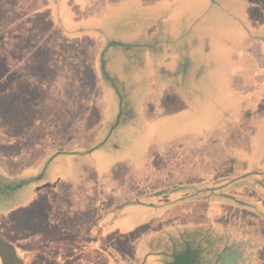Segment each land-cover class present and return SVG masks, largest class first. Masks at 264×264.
Returning a JSON list of instances; mask_svg holds the SVG:
<instances>
[{"label": "rangeland", "instance_id": "374dc122", "mask_svg": "<svg viewBox=\"0 0 264 264\" xmlns=\"http://www.w3.org/2000/svg\"><path fill=\"white\" fill-rule=\"evenodd\" d=\"M261 35L257 0H0V166L15 174L80 152L38 172L50 180L56 164L59 175L30 200L28 184L9 186L24 175L1 176L0 235L32 264H52L42 244L53 235L24 239L57 227L60 214L69 232L99 221V250L74 251L96 264H264V211L253 200L264 187L248 174L264 173V107L252 105L264 91L236 86L262 69L249 54ZM170 72L191 82L186 104L165 87ZM158 183L179 193L118 217L123 186L150 203ZM189 187L196 197L181 195ZM122 230L132 232L127 248L115 244Z\"/></svg>", "mask_w": 264, "mask_h": 264}, {"label": "crops", "instance_id": "0c3cea01", "mask_svg": "<svg viewBox=\"0 0 264 264\" xmlns=\"http://www.w3.org/2000/svg\"><path fill=\"white\" fill-rule=\"evenodd\" d=\"M56 1L58 2V0H56ZM8 2H10V0H7V3ZM257 2L260 4V6H262L264 8V1L257 0ZM38 9H42V8H38ZM38 9H36V10H38ZM28 14H30L29 11H28ZM23 16H26V14L23 15ZM263 42H264V35L256 37L252 41V44H251V47H250V53H249L250 56L253 58V60L255 59L257 61L258 65L262 66L261 71H259L257 73H255V72H253V73H245L244 72V74H243L244 80L241 79V82L238 85H236L237 89L239 88V85L244 84V82L246 80V82L250 84V86L246 87V90L250 89L252 91H255V90L264 91V49L262 48L263 45H264ZM146 65H148L147 62H146ZM185 68H186V66L184 67V69L180 70L177 67V70H179L180 72L184 73L185 72ZM155 73H157V72H154L153 70L149 69V75H148L147 82L148 83L150 82V85L156 84L158 82V80L160 79L159 78L160 76L155 74ZM246 75H249V77L247 79H246ZM162 76L166 78L167 83L169 84V85H165V87H167L168 91H170L171 93L173 92V94H170V95L172 97H174L175 100L178 98V99L182 100L185 103L184 96H186L187 93L190 96V92L193 89V87L191 85H189L191 82H188L185 85H180L178 83V72H176L175 74L174 73L171 74V72H170L169 75L163 73ZM174 79H175L176 83L174 82ZM256 97L258 99L256 101H252V105L256 106V107L259 106V108L260 107H264V106H262V105H264V102H260V101H263L261 93L257 94ZM176 104H178V103H176ZM57 154H66V155H69L70 158L73 157L74 155L78 156V154H73V153H68V152H58V153H53V154H47L45 156H41L40 157V158L44 159V160L42 159L43 162H41V160L39 158H37V159H35V162L33 163V166L28 167V168H30V170L29 169H24V170L18 169V170H16L14 172L15 174H9V172H8V170L6 168L4 169L3 167L0 166V178H1V176L2 177L6 176V177L11 179V178L16 177V175H19V174L24 175L25 177H19L18 180L20 182H18V183H15V181L14 182H10L9 186L15 185V187H21L22 183H24V182L27 183L28 182V185L32 188V193L29 196V200H30L32 195H33V193L34 192L37 193L39 191V189H42L44 187L45 188L49 187V185H51V187H55V183H53L52 180H54L56 182V179H54V177L59 175V173H58L59 171L55 170V168H54L56 164H54L51 167V168H53L51 170V173L53 174V176H52V178L50 180H49V178H44V177H41V176L36 177V175L38 174V172H40L41 170L46 168V166H47V164L49 162L55 161L54 159L56 158ZM86 155H83V156H86ZM183 167H184L183 168L184 170H188L189 169V167H187L185 164H183ZM168 170H170V169H168ZM248 174L255 175V179H254L255 183L264 187V179L261 178L262 174H264L263 172H261L258 169V172L257 171H251V172H248ZM245 175H243L242 177H244ZM259 178H261L262 181ZM225 179L226 178L216 179V183L217 184H225L226 182L228 183V181L225 180ZM82 182H83V180H82ZM183 182L184 181H180L179 183H176V184L178 186H181V184H183ZM13 183H15V184H13ZM173 183H175V182H173ZM167 186H172V184L169 183V184L166 185L164 183H158L156 185V187H154V189H153L154 190L153 195H156L155 192H158V195H156V196L151 195L152 199H154V200H152V202H150V203H148L149 200H146L145 198L138 196L137 195L138 193H135L134 195H132L131 191H129L128 188H125L127 186H123V189L120 191V192H122L121 193L122 195H120L121 199L119 201L124 202L125 205L123 207L120 206L121 207L120 209H116V212H118L117 210H119V211L122 210L123 211V213L121 214L122 216L118 215V217H121L123 220H125L126 217H127L126 214L128 212L133 211L134 209H137V208L141 209V208H143L145 206L159 207L161 205H164V203H162L161 205L158 204L159 202L158 203L156 202V204H154V201L160 200V197L166 196V198H168L169 196H171L174 193H179V191H174V192H172V191L171 192L164 191V187H167ZM183 186H185V184ZM197 188H199V187H197ZM197 188L196 187H189L188 189L185 188L187 190V192L186 193H182L181 195H183V197L184 196H186V197H190V196L196 197V192L198 190ZM200 189H201L200 191H201L202 194L204 192H207L208 190H210V188H208V187H203V188H200ZM51 190L52 189H50L49 194L52 193ZM94 191H95V188H94ZM104 193L107 196H109L106 192H104ZM159 193H166V194L165 195H159ZM56 195L57 194H55V196H54L55 199H56ZM172 196H174V195H172ZM179 196L180 195L177 196V200L179 199ZM114 197L115 196L112 195V198H114ZM239 197H241V196H239ZM250 199L252 200V198H250ZM253 200H254L255 205H258V206L261 205V207H262V209L264 211V190H262V188L260 189V194H258L257 198H253ZM142 201H144V203H142ZM189 201L190 202H194V200H191V199ZM212 202L221 203L220 201L215 200V199ZM110 203L112 204L111 207H113V205L116 204V200L115 201H110ZM247 204H249V203H247ZM247 204H245V205H247ZM94 205H95V200L93 199V201L89 203V207H90L91 210L94 207ZM250 205H252V204H250ZM111 207H110V204H109L108 209L111 208ZM49 208H50V206H49ZM137 210H139V209H137ZM88 211L89 210L86 209V212L84 214L88 213ZM58 212H59V210H58ZM58 216H59L60 219H59V222H56L57 223V227H55V226L52 227V224L48 223L50 226L46 230L45 229H43V230H39L38 229L36 231L32 230V229L30 230V234L34 236V238H33L34 240H39V239H37V235L43 234V233L46 234L47 236H52V235L54 236V237L50 238L53 241H51L50 239L46 241V239H45L43 244H42V245H45V247H47V246L49 247L51 245V247H50L51 251L52 250L55 251V254H53L51 256L52 264H96L94 258L87 259V257H84V255L82 253L78 256V255L74 254V251L77 250V248H79V247L80 248L83 247V248H81V250H86L88 248V250L91 249L89 254L87 255V256H89V255H92V252H94V251H96L98 249L96 246L100 245V243H99L100 242V237H102L104 235V233H105L104 230L101 229L99 221H96L95 225L92 226L91 228L90 227H87V228H85V227H77L75 230L69 232V223H67L66 219L63 218L62 216H60V214ZM154 216L159 217V215H154ZM60 221H62V222H60ZM35 222H37V221H35ZM83 225H85V224H83ZM35 228H37V227H35ZM96 229L98 230L97 233L100 234V235H99V239H97V241L95 242V230ZM120 233L126 234V233H129V232H128V230H126V231L122 230V232H119V234ZM79 234H80V236H79ZM131 234H132V232H131ZM131 234L129 233V235L125 236L124 238L116 239L115 240L116 243L115 242L114 243L115 244H119L120 243V244L124 245L125 248H127L128 247L127 246L128 242L131 243L133 241V236ZM71 235H74L75 237H71ZM27 236H29V233H28ZM24 241H25V239H24ZM11 242H13V241H11ZM46 242H48V243H46ZM37 245H38V248L34 249V250H35V252H39L40 253L42 251L39 248L41 246V244L40 245L37 244ZM85 245H86V247H85ZM138 248H141V247L138 246ZM44 249H45V253L47 255L48 253L46 251H48V250H47V248H44ZM23 259H24V257H23ZM133 260L134 259H132L131 263L132 264H137ZM141 263H143V261H141Z\"/></svg>", "mask_w": 264, "mask_h": 264}, {"label": "water", "instance_id": "95a60500", "mask_svg": "<svg viewBox=\"0 0 264 264\" xmlns=\"http://www.w3.org/2000/svg\"><path fill=\"white\" fill-rule=\"evenodd\" d=\"M0 264H26L15 244L1 235Z\"/></svg>", "mask_w": 264, "mask_h": 264}, {"label": "trees", "instance_id": "16d2710c", "mask_svg": "<svg viewBox=\"0 0 264 264\" xmlns=\"http://www.w3.org/2000/svg\"><path fill=\"white\" fill-rule=\"evenodd\" d=\"M97 148H98V146H97ZM100 148V147H99ZM93 149H95L94 147H93ZM93 149H90V150H87L86 152H91ZM68 153H73V154H80V152H77V151H71V152H68ZM84 154V153H83ZM100 190V189H99ZM101 192V191H100ZM39 235H42L41 237V239L40 240H42L43 239V237L45 238V237H47V235L46 234H39ZM34 237H33V235H31V234H29V236H27V238H25V240H29L30 242H32L34 245L36 244V242H38L39 240H34L33 239ZM47 239V238H46ZM35 247V246H34ZM35 249V248H34ZM37 249V248H36ZM25 260V259H24ZM25 262H26V264H32L31 262H29L27 259L25 260Z\"/></svg>", "mask_w": 264, "mask_h": 264}, {"label": "flooded vegetation", "instance_id": "af4514ba", "mask_svg": "<svg viewBox=\"0 0 264 264\" xmlns=\"http://www.w3.org/2000/svg\"><path fill=\"white\" fill-rule=\"evenodd\" d=\"M26 184H28V182H27V183H26V182L22 183V185H21V186H23V185H26ZM174 264H176V263H174Z\"/></svg>", "mask_w": 264, "mask_h": 264}]
</instances>
